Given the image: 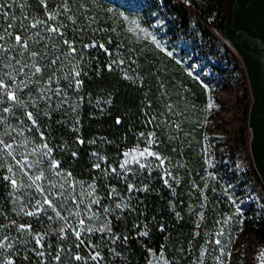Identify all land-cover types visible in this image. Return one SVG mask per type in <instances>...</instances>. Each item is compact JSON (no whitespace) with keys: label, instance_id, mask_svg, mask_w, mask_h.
<instances>
[{"label":"trees","instance_id":"1","mask_svg":"<svg viewBox=\"0 0 264 264\" xmlns=\"http://www.w3.org/2000/svg\"><path fill=\"white\" fill-rule=\"evenodd\" d=\"M185 1L132 0L127 4L142 24L156 28L165 46L182 60L185 45L215 58L220 47L208 26L224 35L226 0ZM110 4L114 6L115 0H67L71 11L65 13V0H46V6L40 0H6V14H0V29L12 24L14 34L29 40L23 56L15 51L10 55L43 69L35 76L26 69L27 77H15L17 82H27L19 92L22 105L0 95V116L6 117L0 133L15 128L13 135L25 145L18 152L30 163L41 161L25 169V175L11 157L0 156V242L4 245L0 264H220L217 257L225 244L222 238L220 245L214 243L217 234L223 230L228 244L243 224L264 242V186L251 158H246V167L241 169L229 159L223 166L224 161L213 157L212 136H203L198 119L179 110L178 81L186 80L174 67V57L133 37L124 27H115ZM53 13H59L56 20H48ZM37 20L47 23L30 27ZM49 26H62L64 35L49 34L45 30ZM65 39L77 49L74 55H69ZM93 42L95 47H85ZM13 43L8 39V44ZM31 52L38 53L36 59L29 56ZM52 60L57 63L51 64ZM73 71L79 77L72 78ZM76 79L82 81L79 87ZM188 85L194 88L193 99L203 100L201 89ZM49 87L51 99H42L41 91ZM56 89L61 90L59 96L54 94ZM4 107L10 111L3 113ZM29 111L38 127L28 120L25 113ZM21 129L23 135H17ZM45 143L52 149L51 156L41 160L39 152L31 154ZM136 145H146L155 155L126 158L125 152ZM55 161L58 169L51 168ZM8 167H13L17 188L3 179L12 175ZM245 172L257 180L263 194L237 201L230 197L243 189ZM67 173L71 177L65 180ZM41 174L36 185L29 187L30 177ZM73 182L74 187H69ZM92 185L100 200L91 205L96 219L85 214L92 199L86 193ZM129 185L135 186L132 191ZM39 187L46 191L42 194ZM45 196L54 207L44 204ZM82 196L84 203L77 208L72 197L80 201ZM79 219H84L85 228L107 225L111 231H82L77 239L74 232L79 230ZM96 252L102 259L91 258ZM77 255L83 259H74Z\"/></svg>","mask_w":264,"mask_h":264},{"label":"rangeland","instance_id":"2","mask_svg":"<svg viewBox=\"0 0 264 264\" xmlns=\"http://www.w3.org/2000/svg\"><path fill=\"white\" fill-rule=\"evenodd\" d=\"M131 1L115 0L114 6L108 5L110 15H115V27L117 25L124 27L133 37L151 43L166 53H172L165 46L154 26L148 27L142 24L134 16L136 14L128 10L127 3ZM208 28L216 36L220 47L218 56L215 58L203 56L189 45H185V60L172 53V57L176 60L174 67L179 73L185 75L186 80L181 83L178 81L182 98L179 110L185 112L186 116L189 113L190 118L198 119L203 136H212L215 159L224 161L223 166L229 159L235 167L244 169L246 158L250 159L247 144L243 143L244 137L249 133L246 127V113L250 99L245 72L230 42L213 27L208 26ZM187 82L201 89L204 95L203 100L193 99L194 88H190ZM186 89H189L188 92L185 91ZM145 150L151 152L146 145L133 146L125 152V157L128 159L149 157L147 153L144 156L140 155ZM247 152L248 156H246ZM244 177L243 189L235 191L230 198H236L239 201L244 197H261L262 188L257 180L247 172L244 173ZM225 237L226 239L224 235H218L216 238H222V243L225 244V254L223 256L221 252L219 254L222 261L220 264H262L264 258L260 254L264 252V242L253 234L250 226L239 225L233 237L229 238L228 244L225 243L227 236Z\"/></svg>","mask_w":264,"mask_h":264},{"label":"snow or ice","instance_id":"3","mask_svg":"<svg viewBox=\"0 0 264 264\" xmlns=\"http://www.w3.org/2000/svg\"><path fill=\"white\" fill-rule=\"evenodd\" d=\"M40 2L42 4H45L46 6V0H40ZM5 3L6 0H0V14H6L5 13ZM64 12L67 13L69 11H71V9L69 7H67V0H65V7H64ZM59 13H53V14H49L48 15V20H56L57 15ZM70 20H72L73 23H75L76 21L72 18L69 17ZM47 23V21H42V20H37L35 21V23H32L30 25V27L32 28H36L38 25H45ZM61 27L62 26H49L47 27L45 30L49 33H55L59 36H63L64 33L61 31ZM13 28L12 24H9L7 28L4 29H0V73H2V75H0V95H6L7 100L14 102L17 105H22L23 101L20 100L19 98V92L22 90L21 85H23V87H27V82L24 80H21L19 82H17L16 80V76L19 75H24V76H28V72L26 71L29 70L31 72L32 76H35L39 73H41L43 71V69L39 66H35V65H30L29 63H27V61H21L20 59H18L16 56H12L10 55V53H12L13 51H15L17 53L18 56H23L25 52H28V48H29V40L26 39L24 36L20 35V34H14L11 29ZM8 39H11L14 41L13 44H8ZM63 43L65 45L69 46V55H74L77 51V49L71 44V42H69L68 40H64ZM7 45V46H6ZM96 44L95 42H93V44L91 45H85V47H95ZM101 48H104V45L101 44L99 45ZM158 47L160 46L159 44L157 45ZM23 50V51H21ZM169 55H172V53H168ZM29 56L32 59H36V57L38 56V53L36 52H31L29 53ZM5 61H7V63H5ZM57 60H52L51 64H56ZM116 62L113 61V64H115ZM121 64H123V61H120ZM109 68L112 67V65H108ZM80 73L78 71H73V73H71L72 78H77L79 77ZM66 79L68 77H65ZM5 80L10 81V83L6 84ZM30 80V77H29ZM77 87H79L82 84V81H80L79 79L75 80ZM49 83H51V78L49 80ZM14 86V87H13ZM60 89H56L54 94L59 96L60 95ZM53 90L49 87L43 91H41V98L42 99H51L50 97V93H52ZM66 102V101H65ZM0 103H2V100H0ZM59 107V105H58ZM209 107H211V105H209ZM10 111L9 108L4 107L2 108V112L3 113H8ZM28 120L31 121L33 126H37V120L34 117V113L33 112H26L25 113ZM45 115H49V113H45ZM119 123V121H117ZM4 123H6V117L0 116V125H3ZM16 132L15 128H9L8 130H5L3 133H0V156H7V157H11L12 160L15 162V165H19V170L21 172H23L25 175H27V172L24 171L25 169H31L36 167L41 161H37L35 164L34 163H30L28 161L27 156H24L23 154H20L18 152V148L25 146V145H21L17 139L16 136L13 135V133ZM17 135H23V129L20 130L19 133H17ZM143 135V134H142ZM151 135V134H150ZM5 137H7L8 139H10L12 142L8 143L5 140ZM41 138L43 139V133H41ZM79 143H84V141L80 140L78 141ZM42 149H46V151H43ZM37 152L40 153L41 156V160L45 157H49L51 156V152L52 149L48 148L47 143L43 144L41 146V148H33L31 150V154L35 155ZM147 153V155H155L154 153L148 152L147 150H145L144 152H141L140 155L144 156ZM17 155H21L20 159H17ZM76 154L73 153V156H75ZM127 155V154H126ZM128 161H125V164H127ZM163 163V161H161V164ZM0 167H3V163L2 160H0ZM96 168H100L99 164L95 165ZM122 167H124V165H122ZM52 169H58L59 168V162L55 161L53 162V164L51 165ZM7 171L9 173H11L12 175L9 176H4L3 179L6 181H9L12 188H17L18 187V180L16 178H14L15 173L13 172V167H8ZM113 172H115V169H112ZM42 175H38V176H34V177H30V179L32 180V184L28 185L29 187H33L36 185V182L39 181L42 178ZM56 175H60L59 172L56 173ZM71 177V173H67L65 176V180L69 179ZM167 183V181H165ZM75 182H73V184L69 185V187H74ZM52 188L57 187V185H51ZM134 185H129V191H132L134 189ZM59 188L61 190H63L65 188V184L61 183L59 184ZM91 191L87 192L86 195L89 197H92L90 203L86 206L85 209V214L87 215L88 213H91V205L92 204H99L100 200L99 198H96L94 196V192H95V186L92 185L90 186ZM38 191H40L42 194L46 191L44 188L39 187ZM114 191V190H113ZM62 194V193H61ZM72 201L74 204H76V207L79 208L80 204L84 203V198L83 196L81 197L80 201H77L75 199V197H72ZM39 204V201L37 202ZM44 204H47L49 207H54L53 205V201L51 199H48L47 196H45L44 199ZM42 207V206H41ZM117 207H121V205H117ZM40 209H37V211H39ZM105 213H108L109 209L105 208L104 209ZM27 215H35L36 213L34 212H27ZM69 215H73V213H69ZM76 216H79L80 213L77 211L75 213ZM57 217H60V213L57 212ZM98 218L96 213H91V215L89 216V219H96ZM66 219V218H64ZM78 225L79 230H75L74 234L77 237V239H80L81 236V232L82 231H87V232H93V231H111L110 228L107 227V225L102 226L99 229L96 228H92V227H87L85 228V221L84 219H79L78 220ZM25 226L21 225L20 228L23 229ZM69 227H71V225H69ZM61 231H63V229H61ZM146 234V233H145ZM223 230L218 233L217 235H223ZM43 237L37 238L36 239V243L39 245L40 241ZM5 239H7V237H5ZM126 239V238H125ZM80 243H83V241L81 240ZM214 243L216 245H220L221 241L219 239H216L214 241ZM4 245L2 242H0V248H3ZM8 247H12L11 244L8 245ZM77 247H79V244L77 245ZM94 247V246H93ZM221 251V256H223L224 250L223 248L220 249ZM39 255H43V253H39ZM261 257L264 258V252H262ZM93 260H99L102 259L100 257V253L96 252L92 257ZM74 259L76 260H82L83 258L79 255L75 256ZM56 260L59 261L60 260V256L57 255ZM217 260L220 261L221 257H217ZM262 264H264V260H262Z\"/></svg>","mask_w":264,"mask_h":264},{"label":"water","instance_id":"4","mask_svg":"<svg viewBox=\"0 0 264 264\" xmlns=\"http://www.w3.org/2000/svg\"><path fill=\"white\" fill-rule=\"evenodd\" d=\"M224 37L238 55L249 91V155L264 185V0H226Z\"/></svg>","mask_w":264,"mask_h":264}]
</instances>
